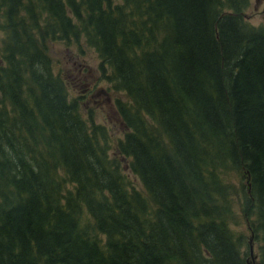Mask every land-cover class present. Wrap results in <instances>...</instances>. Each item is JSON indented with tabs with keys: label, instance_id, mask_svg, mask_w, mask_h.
<instances>
[{
	"label": "trees",
	"instance_id": "obj_1",
	"mask_svg": "<svg viewBox=\"0 0 264 264\" xmlns=\"http://www.w3.org/2000/svg\"><path fill=\"white\" fill-rule=\"evenodd\" d=\"M249 2L0 0V264H248L230 171L264 264V25ZM80 39L127 99L113 143L52 70L46 43Z\"/></svg>",
	"mask_w": 264,
	"mask_h": 264
},
{
	"label": "rangeland",
	"instance_id": "obj_2",
	"mask_svg": "<svg viewBox=\"0 0 264 264\" xmlns=\"http://www.w3.org/2000/svg\"><path fill=\"white\" fill-rule=\"evenodd\" d=\"M244 16L251 25H264V0H250ZM46 47L54 74L64 82L68 99L77 101L82 117L87 119L90 114L94 124L103 125L112 143L121 139L122 126L115 112L114 102H125L127 99L123 93L111 90L103 78V75L108 74V69L103 67L94 51L82 39L68 45L47 42ZM101 68L105 73H101ZM125 173L132 185L140 190L139 182L126 169ZM223 181L230 188L229 196L233 206L230 230L244 239L241 251L246 253L245 261L248 264H258V244L253 240L248 222L240 212L237 197L240 180L235 172L230 171L228 175H224Z\"/></svg>",
	"mask_w": 264,
	"mask_h": 264
}]
</instances>
